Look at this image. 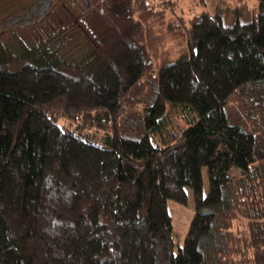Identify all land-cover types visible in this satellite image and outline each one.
Here are the masks:
<instances>
[{"label":"trees","instance_id":"trees-1","mask_svg":"<svg viewBox=\"0 0 264 264\" xmlns=\"http://www.w3.org/2000/svg\"><path fill=\"white\" fill-rule=\"evenodd\" d=\"M76 1L74 60L0 32V264H264V0Z\"/></svg>","mask_w":264,"mask_h":264},{"label":"rangeland","instance_id":"rangeland-1","mask_svg":"<svg viewBox=\"0 0 264 264\" xmlns=\"http://www.w3.org/2000/svg\"><path fill=\"white\" fill-rule=\"evenodd\" d=\"M37 0H22L19 1L16 6H28L30 9L28 16L21 14L20 18H17L16 21H13L9 16V5L8 3L15 2V0H0V2L7 3L8 9L7 12H1L0 5V32L6 31L5 39H8L9 42H13L11 38V28L17 25L21 18L24 21L26 20L32 22V19H35V22L31 25L23 26L22 28H16L17 34L22 41L27 45L38 44L41 40L47 41L50 44V47L59 51L62 57L66 59L77 58L82 51L86 48V43L83 35L74 27L72 24L73 17L76 15V12L79 8V2L76 0H66L63 5H60L50 15L46 13L49 10L50 6L55 3L54 1L48 2H39ZM162 1V0H155ZM177 4L175 7L176 13L182 14L185 17L191 16L194 13H198L202 10L214 11L217 3L220 0H205V3H201L199 0H176ZM228 2L237 3V0H227ZM257 3V0H249V4L254 6ZM37 7V8H36ZM80 9V8H79ZM36 10V11H34ZM37 12L35 16L32 14ZM34 15V16H32ZM8 30V31H7ZM15 30V31H16ZM15 41V40H14ZM16 42V41H15ZM12 48V45H11ZM17 51V48H14ZM61 124L68 123V119L62 118L60 120ZM204 178V190H208L209 187V178L206 171L203 175ZM188 200L187 203H180L175 199L168 200V211L172 217V223L174 225V237L179 243H183L185 240V234L190 226V221L194 216L195 207L194 201L192 199V192L188 188ZM247 222L241 221L235 224V228L238 230L246 228Z\"/></svg>","mask_w":264,"mask_h":264}]
</instances>
